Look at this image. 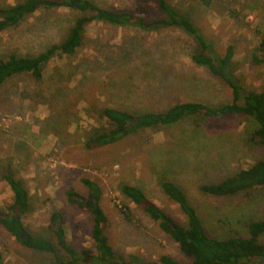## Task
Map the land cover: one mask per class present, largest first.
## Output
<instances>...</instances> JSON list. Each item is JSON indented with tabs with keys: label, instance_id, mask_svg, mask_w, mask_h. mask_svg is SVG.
<instances>
[{
	"label": "rangeland",
	"instance_id": "rangeland-1",
	"mask_svg": "<svg viewBox=\"0 0 264 264\" xmlns=\"http://www.w3.org/2000/svg\"><path fill=\"white\" fill-rule=\"evenodd\" d=\"M93 1L148 20L161 16L153 0ZM16 2L0 0V6ZM167 2L192 17L216 53L233 46L235 74L243 88L264 89V50L259 49L264 42V0ZM77 15L65 7L35 12L18 26L0 32V57L38 54L48 44L62 40ZM191 48V38L181 29L144 31L92 22L84 30V43L78 52L71 58L53 57L41 83L36 85L28 75L9 81L6 95L0 96V158L13 157L11 163L29 189L32 208L24 218L29 229L46 232L50 211L58 209L70 245L76 250L89 247L92 219L65 196L70 187L85 193L80 179L87 177L102 188L101 205L108 218L105 234L125 259L134 254L153 261L167 254L189 264L177 244L119 189L120 183L140 185L150 200L183 222L178 205L158 186L160 179H165L161 166L163 173L175 176L211 237L245 234L248 218L262 216L264 188L226 197L199 189L203 182L247 167L260 156L259 147L243 141L244 115L195 119L199 124L187 117L169 126L142 129L110 145L86 147L87 132L101 124L107 126L95 110L100 104L163 110L184 100L230 102V89L212 78L207 69L192 63ZM253 54L263 62H253ZM190 78L192 84H183ZM170 82L174 87L168 92L154 94L157 85L163 88ZM53 87L58 88L55 95H48ZM53 115L56 118L51 122ZM238 131L242 146L225 144L229 139L235 142ZM11 195L0 178V207ZM124 206L129 208V219L123 213ZM0 251L4 264H54L51 257L20 246L1 225Z\"/></svg>",
	"mask_w": 264,
	"mask_h": 264
},
{
	"label": "trees",
	"instance_id": "trees-1",
	"mask_svg": "<svg viewBox=\"0 0 264 264\" xmlns=\"http://www.w3.org/2000/svg\"><path fill=\"white\" fill-rule=\"evenodd\" d=\"M203 1L208 3V0ZM153 2L161 12V16L153 20H148L141 14L101 7L93 0H17L15 4L0 6V32L18 26L41 9L65 7L78 13L63 39L48 44L38 54L8 53L0 57V96L2 93L6 95V85L17 76L28 75L36 85L41 83L44 69L53 57L65 55L71 58L78 52L84 43V30L92 22L133 26L144 31L181 29L191 38L189 57L192 63L207 69L230 89V102L205 104L186 100L175 102L163 110H132L100 104L95 110L107 126L101 124L91 128L87 132L89 135L85 141L86 147L110 145L142 129L169 126L187 117L195 120L244 115L246 138L243 141L259 147L260 156L247 167L228 171L221 178L203 182L199 189L208 194L226 197L264 188V89L243 88L241 79L235 74L232 45H228L222 54L216 53L212 43L204 37L189 14L167 0ZM259 49L264 50V42ZM252 61L259 64L263 59L253 54ZM157 86L158 90H154L156 95L159 90L168 92L173 87L171 82L166 83L163 88L160 84ZM57 90V87H53L48 95H55ZM55 118L53 115L51 122ZM12 160V156L8 160L0 158V178L7 183L12 193L11 199L0 207V225L20 246L51 257L54 264H181L167 254L160 255L153 261H144L134 254L125 259L118 253L105 234L108 218L101 205L102 188L98 181L87 177L80 179L85 193L70 187L65 196L70 204L79 207L92 219V244L89 247L76 250L70 245L62 213L58 209L50 211L45 227L47 233L29 229L24 218L31 211L32 199L28 187L13 167ZM159 187L169 200L178 205L185 218L183 222H178L150 200L139 185L120 183L119 189L124 197L140 206L177 244L179 250L189 258V264H264V206L261 217H250L245 222V234L232 233L225 238L211 237L177 182L168 178L160 179ZM123 213L129 219L127 206H124ZM0 264H4L1 251Z\"/></svg>",
	"mask_w": 264,
	"mask_h": 264
},
{
	"label": "crops",
	"instance_id": "crops-1",
	"mask_svg": "<svg viewBox=\"0 0 264 264\" xmlns=\"http://www.w3.org/2000/svg\"><path fill=\"white\" fill-rule=\"evenodd\" d=\"M198 67H202V66H198ZM204 68V67H203ZM208 71V70H207ZM208 73H209V71H208ZM210 74V73H209ZM210 76L212 77V78H214V79H217V78H215L214 76H212L211 74H210ZM184 80H190V81H188L187 83H183V84H185V85H190V84H192V80L193 79H184ZM218 80V82L220 81L219 79H217ZM176 83V82H175ZM220 84H222L221 83V81L219 82ZM172 84H174V83H172ZM174 87V86H173ZM184 101H186V100H184ZM195 101H198V100H195ZM210 104H212V103H210ZM190 121H191V123H195V121L196 120H194V119H190ZM180 122H182V121H180ZM179 124V123H178ZM239 134V135H238ZM229 135V134H228ZM218 136V135H217ZM234 136V135H233ZM239 136V138H237ZM177 138V137H176ZM230 138H232V137H230ZM242 139V137H241V133H240V131H238L237 133H236V135H235V139H236V141L235 142H232L233 140H228V141H226L225 142V144H228V145H233V143H236V147H238V146H242V141H239V139ZM178 139V138H177ZM174 142H177V141H174ZM235 146V145H234ZM233 147V146H232ZM154 153H156V152H154ZM191 161H193L192 159H191V157L189 158ZM161 171H162V174L164 175V177L165 178H168V179H171V180H174L175 182H177V180L175 179V176H170L168 173H163V169H164V166H161ZM213 172V171H212ZM214 173V172H213ZM178 183V182H177ZM179 184V183H178ZM137 185V184H136ZM140 186V185H139ZM159 186V185H158ZM141 187V186H140ZM142 188V187H141ZM143 189V188H142ZM161 190V189H160Z\"/></svg>",
	"mask_w": 264,
	"mask_h": 264
}]
</instances>
